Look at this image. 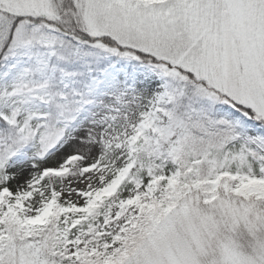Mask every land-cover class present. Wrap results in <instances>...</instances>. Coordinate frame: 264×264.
Listing matches in <instances>:
<instances>
[{
  "label": "snow or ice",
  "instance_id": "1",
  "mask_svg": "<svg viewBox=\"0 0 264 264\" xmlns=\"http://www.w3.org/2000/svg\"><path fill=\"white\" fill-rule=\"evenodd\" d=\"M0 264H264V0H0Z\"/></svg>",
  "mask_w": 264,
  "mask_h": 264
}]
</instances>
